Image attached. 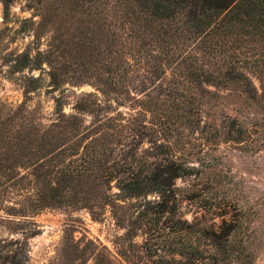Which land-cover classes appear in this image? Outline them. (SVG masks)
<instances>
[{
	"label": "trees",
	"instance_id": "obj_1",
	"mask_svg": "<svg viewBox=\"0 0 264 264\" xmlns=\"http://www.w3.org/2000/svg\"><path fill=\"white\" fill-rule=\"evenodd\" d=\"M1 2L5 11L10 0ZM38 2L37 30L51 33L47 48L23 50L10 66L30 73L45 63L49 90L58 95L50 117L34 120L26 102L42 77L25 75L23 100L0 118V187L15 188L27 207L5 211L26 215L69 207L98 219L107 210L117 225L125 223L124 235L139 230L143 244L150 242L143 249L145 264L231 258L232 227L221 219L217 231L184 218L179 208L193 190L176 181L195 173L188 164L194 134L257 149L253 135L264 130V0ZM65 84L92 88L80 92L68 112ZM225 89L260 102L262 120L243 126L226 117L206 128L201 98ZM160 221L169 225L156 226ZM157 229L173 236L168 256L152 247ZM70 244L63 250L67 260L73 255L82 258L76 264L88 258L91 264H115L91 242L86 253Z\"/></svg>",
	"mask_w": 264,
	"mask_h": 264
},
{
	"label": "rangeland",
	"instance_id": "obj_2",
	"mask_svg": "<svg viewBox=\"0 0 264 264\" xmlns=\"http://www.w3.org/2000/svg\"><path fill=\"white\" fill-rule=\"evenodd\" d=\"M40 7L38 0H10L4 11L0 0V118L8 107L14 108L23 100L21 78L28 74L42 77L41 87L28 93L26 106L33 113L31 117L45 121L52 113L53 99L58 93L47 85V65L42 63L43 69H33L30 73L26 69L12 71L10 66V60L23 50L34 54L36 49L47 48L50 31L37 30ZM65 87L64 112L71 110L80 92L92 90L87 84H65ZM214 92L215 96L201 98V123L206 128L220 125L226 117H234L243 126L257 125L262 120L260 102L243 100L234 89ZM198 137L197 133L188 140L195 143L188 158L195 173L176 181L177 186L193 190L194 195L183 201L179 213L188 220L194 218L200 224H211L217 231L222 228L221 219L229 223L232 230L227 248L232 256L218 264H264V130L253 135L258 137L257 149L253 151L244 142L214 144L210 134ZM2 187L0 264H76L82 258L71 255L72 260H67L63 254L70 243H77L78 249L85 253L93 249V244L115 264L148 263L143 249L150 242L143 244L139 230L134 237L124 235L125 223L117 225L107 210L98 219H92L84 209L69 207L46 208L37 213L27 210L26 215L8 214L6 207L25 206L26 201L15 188L5 192ZM135 213L130 216L134 217ZM165 225L169 222L156 224ZM152 232V247H158V254L168 256L174 252L172 235L161 229ZM80 264H91V259Z\"/></svg>",
	"mask_w": 264,
	"mask_h": 264
}]
</instances>
